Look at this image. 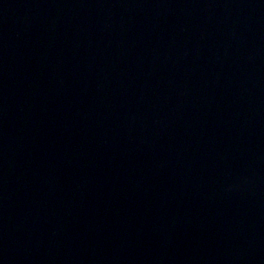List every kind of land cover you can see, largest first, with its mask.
Returning <instances> with one entry per match:
<instances>
[{
  "label": "water",
  "instance_id": "obj_1",
  "mask_svg": "<svg viewBox=\"0 0 264 264\" xmlns=\"http://www.w3.org/2000/svg\"><path fill=\"white\" fill-rule=\"evenodd\" d=\"M0 264H264V0H0Z\"/></svg>",
  "mask_w": 264,
  "mask_h": 264
}]
</instances>
